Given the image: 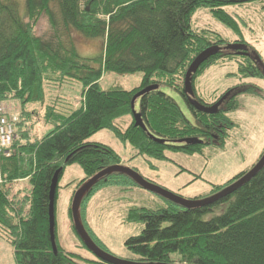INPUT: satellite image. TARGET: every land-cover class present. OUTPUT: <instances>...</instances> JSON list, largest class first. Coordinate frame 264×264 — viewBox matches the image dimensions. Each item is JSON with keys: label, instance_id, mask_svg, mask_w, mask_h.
<instances>
[{"label": "trees", "instance_id": "16d2710c", "mask_svg": "<svg viewBox=\"0 0 264 264\" xmlns=\"http://www.w3.org/2000/svg\"><path fill=\"white\" fill-rule=\"evenodd\" d=\"M252 1L256 0H23L21 11L18 0H0V103L13 100L20 105L17 138L7 147L8 154L0 155V239L13 248L16 264H107L60 245L56 226L54 252L48 224L49 188L55 172L59 181L68 165L78 164L84 174L76 182L78 189L95 173L121 164L113 149L86 140L94 132L109 129L128 141L135 155L155 159H164L166 150L201 155L206 145L223 144L226 130L234 126L228 113L237 108L238 94L262 96L253 85L241 83L227 89L229 95L214 114L189 106L194 123L159 86L167 85L184 97L183 80L193 58L208 46L227 44L216 32L192 28L191 15L197 8H207L237 31V22L224 7ZM45 23L49 34L41 28ZM71 31L87 39H102V53L93 58L81 56ZM249 53L221 49L192 78L212 64L236 58L241 76L264 82V62L251 46ZM135 71L142 72V78L131 90L116 86L103 90L100 86L105 72ZM71 83L80 84L75 108L63 97ZM150 84H158V88L137 98L146 131L135 126L133 118L121 130L116 119L132 115L133 95ZM27 103H41L42 112L26 110ZM30 114L38 115L36 121L51 130L32 138L30 128L35 122ZM147 133L165 142L158 143ZM182 138H198L204 143L178 142ZM246 171L224 184H212L207 195L195 200L221 190ZM109 185L139 186L127 174L113 172L101 177L83 196V226L106 252L84 218L91 196ZM58 188L57 183L55 202ZM158 196L159 207H134L125 216L127 222L143 224L139 235L124 242L136 254L134 261L174 263L170 255L176 252L180 256L176 263L181 264H264V165L234 192L209 205L181 206ZM214 209L220 211L203 218ZM69 216L74 230L70 209ZM80 244L87 249L81 240Z\"/></svg>", "mask_w": 264, "mask_h": 264}, {"label": "rangeland", "instance_id": "374dc122", "mask_svg": "<svg viewBox=\"0 0 264 264\" xmlns=\"http://www.w3.org/2000/svg\"><path fill=\"white\" fill-rule=\"evenodd\" d=\"M20 10L24 8L23 0H18ZM224 10L238 25L233 31L218 18L213 16L205 7L197 8L191 15V26L194 30H210L218 33L225 42L234 44L242 40L256 51L264 62V0H256L243 4H228ZM42 30L49 34V25L45 23ZM39 29V28H38ZM73 44L83 57H98L103 51V41L98 38H84L75 31H71ZM98 65V62H94ZM142 72L131 73L105 72L100 79L103 90L120 87L131 90L140 85ZM253 85L259 95L248 93L238 94V106L228 113L234 126L226 130L222 145H206L203 154H186L179 151L166 150L164 159H155L144 155H135V148L128 142L122 141L109 129H100L91 134L86 140L100 143L113 149L121 158V165L135 169L143 178L152 184L162 187L182 199H196L209 193L212 184L226 183L234 175L250 169L264 151V82L251 77H243L238 71V59L233 58L223 63L206 67L193 79L196 97L207 103H214L227 89L239 84ZM159 90L170 96L193 122V114L184 97L167 85H160ZM225 92V93H224ZM63 97L68 100L71 108L79 105L80 84L71 83ZM7 107L18 112V102L6 101ZM24 108L41 113V103H27ZM138 99L134 109L139 112ZM33 115L34 126L30 128V136L37 137L48 133L51 126H42L38 115ZM131 116L116 119V125L125 129L132 121ZM30 118H28L29 120ZM31 120V119H30ZM31 122V121H30ZM17 138V134L16 137ZM84 177L81 167L74 163L65 168L58 181L59 188L55 202V226L60 245L87 259L95 256L81 247L80 240L71 226L69 209L72 196L76 189V182ZM25 183L24 181H22ZM70 185L66 186L67 184ZM22 184V183H21ZM27 184L25 183L24 186ZM21 186V185H19ZM159 196L137 185L122 187L109 185L99 189L89 199L85 210V224L89 230L101 241L112 256L133 260L136 254L126 248L125 241L140 234L141 222H127V211L134 207L154 209L160 206ZM213 213L203 216L208 219ZM171 260L176 263L180 256L173 252ZM81 261V260H80ZM0 264H16L13 248L4 239H0Z\"/></svg>", "mask_w": 264, "mask_h": 264}, {"label": "water", "instance_id": "95a60500", "mask_svg": "<svg viewBox=\"0 0 264 264\" xmlns=\"http://www.w3.org/2000/svg\"><path fill=\"white\" fill-rule=\"evenodd\" d=\"M221 49L233 50L238 55H249L247 44L235 42L234 44L228 43L223 47H220L218 45L208 46L207 48L203 49L193 58L184 76L182 93L187 96L189 104L197 111H201V112L208 113V114L215 113L222 99H224L228 94V93L224 94L219 101H217L216 103L212 105H208V106L200 103L194 98L192 76L197 72L199 66L204 61H206L210 56L216 54ZM157 88H158V84H150L148 86H145L139 91H137L131 99V113H132V117L134 120V125L140 127L144 131H146V127L143 123L140 112L134 109V104H135L136 99L139 98L141 95H143L144 93L150 90L157 89ZM147 134L150 139L158 143L165 142L164 139H158L150 133H147ZM178 142H185L187 144L188 143L202 144L203 140L198 139V138H182V139H179ZM263 165H264V151L259 157V159L256 161V163L248 171L242 174L239 178L235 179L232 183L225 186L221 190L207 197H204L202 199H198V200L182 199L178 197L177 195L167 191L166 189L152 184L151 182L143 178L135 169L130 168L129 166H123L121 164L110 165L102 169L101 171L95 173L91 177H89L83 183V185L74 192L71 206H70L74 230L76 234L78 235L79 239L83 242L84 246L87 248V250H89L97 259L107 264H181V263H170V262L169 263L168 262L145 263V262L134 261V260H123V259L116 258L112 256L110 253L99 248L90 238V236L88 235L81 221L80 204H81V200L83 196L86 194V192H88L90 187L96 181H98L101 177L109 175L110 173H113V172H120V173H124L130 176L140 187L148 189L156 193L157 195H160L164 197L165 199L172 201L174 203H177L181 206H187V207L204 206V205H209L231 194L232 192H234L237 188H239L245 182L249 181V179H251L262 168ZM57 183H58V172H55L51 179V183H50L49 203H48L49 234H50L52 250L54 252H56V244H55V236H54V227H55L54 205H55V192H56Z\"/></svg>", "mask_w": 264, "mask_h": 264}, {"label": "built area", "instance_id": "2783aa9c", "mask_svg": "<svg viewBox=\"0 0 264 264\" xmlns=\"http://www.w3.org/2000/svg\"><path fill=\"white\" fill-rule=\"evenodd\" d=\"M17 120L18 117L16 115H9L5 106L0 104V154L16 137L15 123Z\"/></svg>", "mask_w": 264, "mask_h": 264}, {"label": "flooded vegetation", "instance_id": "af4514ba", "mask_svg": "<svg viewBox=\"0 0 264 264\" xmlns=\"http://www.w3.org/2000/svg\"><path fill=\"white\" fill-rule=\"evenodd\" d=\"M228 94H227V96L229 95V92H227ZM222 96H223V94H222ZM222 96L221 97H219L218 98V100H216L214 103H216L217 101H219L221 98H222ZM227 96L224 98V99H222V101L220 102V104L218 105V108L220 107V105L223 103V101L227 98ZM184 99L186 100V102H187V104H188V107L189 106H191L190 104H189V102H188V98H187V96L186 95H184ZM194 98L195 99H198L197 97H196V93H195V91H194ZM200 100V99H199ZM198 101V100H197ZM200 103H202V104H204V105H206V106H208V105H212V104H214V103H207V102H204V101H202V100H200L199 101ZM192 107V106H191ZM190 108V107H189ZM218 108H217V110H218ZM217 112V111H216ZM215 112V113H216ZM212 114H214V113H212ZM194 115H193V122L192 123H194ZM210 136H213V134H210ZM215 137V136H214ZM211 139H212V137H211ZM214 139V138H213ZM204 141V140H203ZM204 143V142H203Z\"/></svg>", "mask_w": 264, "mask_h": 264}, {"label": "crops", "instance_id": "0c3cea01", "mask_svg": "<svg viewBox=\"0 0 264 264\" xmlns=\"http://www.w3.org/2000/svg\"><path fill=\"white\" fill-rule=\"evenodd\" d=\"M11 112H13V111H11ZM13 113H16L17 114V112H13Z\"/></svg>", "mask_w": 264, "mask_h": 264}]
</instances>
